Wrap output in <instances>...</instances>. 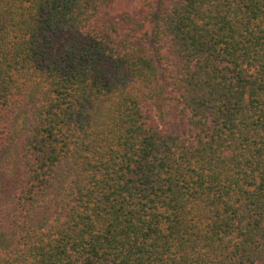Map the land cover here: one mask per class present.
<instances>
[{
  "label": "trees",
  "instance_id": "16d2710c",
  "mask_svg": "<svg viewBox=\"0 0 264 264\" xmlns=\"http://www.w3.org/2000/svg\"><path fill=\"white\" fill-rule=\"evenodd\" d=\"M0 264H264V0H0Z\"/></svg>",
  "mask_w": 264,
  "mask_h": 264
}]
</instances>
